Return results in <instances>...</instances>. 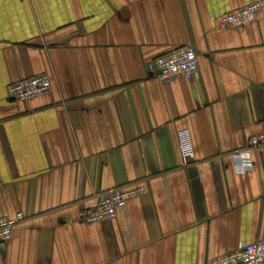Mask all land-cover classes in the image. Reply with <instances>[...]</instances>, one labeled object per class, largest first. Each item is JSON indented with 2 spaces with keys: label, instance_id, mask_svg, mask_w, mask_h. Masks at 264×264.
Segmentation results:
<instances>
[{
  "label": "crops",
  "instance_id": "obj_1",
  "mask_svg": "<svg viewBox=\"0 0 264 264\" xmlns=\"http://www.w3.org/2000/svg\"><path fill=\"white\" fill-rule=\"evenodd\" d=\"M254 0H0V217L21 219L0 264H210L264 240V15ZM191 46L198 70L161 81L155 57ZM51 77L15 101L12 82ZM187 128L194 156L180 159ZM143 187L116 217L78 220L97 195Z\"/></svg>",
  "mask_w": 264,
  "mask_h": 264
},
{
  "label": "built area",
  "instance_id": "obj_2",
  "mask_svg": "<svg viewBox=\"0 0 264 264\" xmlns=\"http://www.w3.org/2000/svg\"><path fill=\"white\" fill-rule=\"evenodd\" d=\"M258 14L264 15V0H254L214 19L221 28H239L250 24ZM147 70L161 81L190 78L198 70L197 55L191 46H180L149 61ZM50 88L51 77L47 73H41L9 84L7 96L15 101H24L43 95ZM176 137L180 159L183 165H187L194 156L190 132L187 128L180 129ZM252 148L264 149V132L251 136L245 146L231 152L230 157L236 173L245 174L252 170ZM143 191V187H136L113 188L101 192L97 195L93 208L81 211L78 220L86 224L111 220L116 217L123 204ZM21 219V213L16 214L13 219L0 217V246L6 245L12 239L15 225ZM210 264H264V240L240 244L236 251L218 256Z\"/></svg>",
  "mask_w": 264,
  "mask_h": 264
}]
</instances>
